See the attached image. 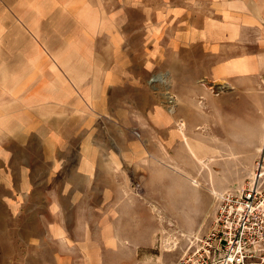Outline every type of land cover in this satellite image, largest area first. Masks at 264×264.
Listing matches in <instances>:
<instances>
[{
    "label": "rangeland",
    "instance_id": "1",
    "mask_svg": "<svg viewBox=\"0 0 264 264\" xmlns=\"http://www.w3.org/2000/svg\"><path fill=\"white\" fill-rule=\"evenodd\" d=\"M127 4L98 0L89 17H98L99 29L102 14ZM169 8V0L146 2L145 14L133 8L131 22L144 33L138 40L102 33L92 41L106 47L105 63L127 57L106 55L109 43L136 51L129 66L114 69L119 89L105 90L112 76L101 68L91 67L89 77L80 69V103L63 114L67 124L79 119L87 128L68 134L64 127L59 164L49 150L40 155L35 136L27 148L18 144L16 162L0 163V255H24L28 247L34 255H66L67 264H175L211 229L221 197L264 182V70L256 73L258 60L232 34L217 35L212 12L190 14L202 34L175 38ZM0 11L1 25L10 6ZM8 39L0 37V45ZM111 140L130 146L105 155ZM29 220L34 249L20 241Z\"/></svg>",
    "mask_w": 264,
    "mask_h": 264
},
{
    "label": "crops",
    "instance_id": "2",
    "mask_svg": "<svg viewBox=\"0 0 264 264\" xmlns=\"http://www.w3.org/2000/svg\"><path fill=\"white\" fill-rule=\"evenodd\" d=\"M97 1L2 0L0 3L10 6L9 13H2L7 18L2 19L0 25V37H9L7 43L0 45L3 53L0 54V163L7 162L5 158H10L11 163L16 162L18 156L23 153L22 147L17 148L18 144L27 148L29 142L36 137L38 145L43 146L40 155L46 157L49 150L53 162L59 164L56 156L60 154L58 148L61 146L64 127L68 128V134L86 131L87 128L88 121L79 119L71 125L67 124L63 114L75 109L80 103V90L84 86L81 85L83 80L80 77V69H87L86 77L90 76L91 67L101 68V74L106 71V75L112 76L115 74L114 69L120 71L123 66H129V53L135 49L133 46L130 48L128 44L126 49L124 44L109 43L106 55L112 58L115 52H122L127 53V57L121 63L116 58L105 63L102 55L106 47H101L100 41L96 44H92V41L102 33L117 37L122 35L128 38V42L129 38L138 40L143 37L144 33L138 30L140 24L131 22L134 17L132 11L135 8L137 15L145 14L146 2L151 0H133L134 5H131V0H123L128 3L129 9L123 8V11L116 13L113 8L106 16L101 13V20L105 23L104 26L101 23L99 29L96 27L98 17L93 14L92 18L89 17L91 6L95 7ZM114 3L110 2L109 8L113 7ZM169 3V25L173 26L175 38L202 34L200 30H195L199 29L195 23L189 22L190 14L212 12L218 20L217 35L232 34L234 42L241 44V50L247 51L249 47L252 58L258 60L256 73L264 70V0H169ZM155 19L158 20L156 17ZM81 21H86V25ZM213 25L215 24L211 23L210 28H213ZM152 34H155V31L148 36ZM157 35L159 36L160 32ZM90 37L92 40L89 43ZM147 40L150 39L145 37L141 41L144 44ZM188 40L189 38H186V41ZM83 41L89 44L84 47ZM222 48L219 47V50ZM95 72L98 74V71ZM119 77L118 75L106 79L105 90L119 89L122 86L119 84L123 83L119 81ZM108 80H112L111 84H108ZM102 92L96 93V96L89 92V95L97 97L102 95ZM85 93L87 94V91ZM111 99L115 101L114 93ZM104 100L105 105L108 101L111 102L106 96ZM116 108V115H120L121 108ZM151 122L160 127L155 119ZM79 137L83 140L85 136L80 134ZM107 143L105 155L109 154L110 147H115L116 153L123 154V149L130 146L125 145L127 141L123 145L120 140ZM12 147H16L18 151ZM54 177L60 178L61 173ZM25 224L26 231L21 230L20 241L30 249L34 247V221L29 220ZM1 237L0 229V245ZM33 251L27 247V253L24 255H0V264H67L66 255H34Z\"/></svg>",
    "mask_w": 264,
    "mask_h": 264
},
{
    "label": "built area",
    "instance_id": "3",
    "mask_svg": "<svg viewBox=\"0 0 264 264\" xmlns=\"http://www.w3.org/2000/svg\"><path fill=\"white\" fill-rule=\"evenodd\" d=\"M257 182L221 197L211 229L175 264H264V182Z\"/></svg>",
    "mask_w": 264,
    "mask_h": 264
},
{
    "label": "bare ground",
    "instance_id": "4",
    "mask_svg": "<svg viewBox=\"0 0 264 264\" xmlns=\"http://www.w3.org/2000/svg\"><path fill=\"white\" fill-rule=\"evenodd\" d=\"M118 110V109H117ZM122 110V109H121ZM25 145V144H24ZM15 148V147H14ZM19 154V153H18ZM21 156V155H20ZM26 175V174H25ZM1 222V221H0ZM26 231V230H25ZM24 232V231H23Z\"/></svg>",
    "mask_w": 264,
    "mask_h": 264
}]
</instances>
